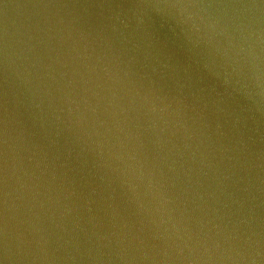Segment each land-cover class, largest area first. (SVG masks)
<instances>
[{"label":"water","instance_id":"obj_1","mask_svg":"<svg viewBox=\"0 0 264 264\" xmlns=\"http://www.w3.org/2000/svg\"><path fill=\"white\" fill-rule=\"evenodd\" d=\"M0 264H264V0H0Z\"/></svg>","mask_w":264,"mask_h":264}]
</instances>
